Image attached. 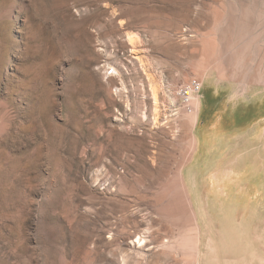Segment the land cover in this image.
Masks as SVG:
<instances>
[{
	"label": "rangeland",
	"instance_id": "obj_1",
	"mask_svg": "<svg viewBox=\"0 0 264 264\" xmlns=\"http://www.w3.org/2000/svg\"><path fill=\"white\" fill-rule=\"evenodd\" d=\"M192 78L264 98V0H0V264H264L201 236Z\"/></svg>",
	"mask_w": 264,
	"mask_h": 264
},
{
	"label": "crops",
	"instance_id": "obj_2",
	"mask_svg": "<svg viewBox=\"0 0 264 264\" xmlns=\"http://www.w3.org/2000/svg\"><path fill=\"white\" fill-rule=\"evenodd\" d=\"M205 90L200 100L196 97L197 177L193 183V210L201 236L215 242L222 237L232 242L245 237L249 251L260 253L263 241L258 239H264V98L238 100L220 86ZM230 167L242 170L243 176Z\"/></svg>",
	"mask_w": 264,
	"mask_h": 264
},
{
	"label": "built area",
	"instance_id": "obj_3",
	"mask_svg": "<svg viewBox=\"0 0 264 264\" xmlns=\"http://www.w3.org/2000/svg\"><path fill=\"white\" fill-rule=\"evenodd\" d=\"M203 90V84L198 78H192L188 83L181 86L179 94L183 101V104L192 110L193 96L194 94L200 93Z\"/></svg>",
	"mask_w": 264,
	"mask_h": 264
},
{
	"label": "bare ground",
	"instance_id": "obj_4",
	"mask_svg": "<svg viewBox=\"0 0 264 264\" xmlns=\"http://www.w3.org/2000/svg\"><path fill=\"white\" fill-rule=\"evenodd\" d=\"M132 40H133V37H132ZM202 83V82H201ZM152 84V83H151ZM162 84V83H161ZM152 85H154V84H152ZM151 88H152V86H151ZM154 88V87H153ZM155 88H157V87H155ZM158 90V89H157ZM158 94V93H157ZM200 93H197V94H194V96H193V98H194V100H196V97H198L197 95H199ZM153 97H154V99H155V103H156V101H157V96H156V90L155 89H153ZM169 98V97H168ZM170 100V99H169ZM194 114V116L193 117H195L194 118V121H196V119H197V114L196 113H193Z\"/></svg>",
	"mask_w": 264,
	"mask_h": 264
}]
</instances>
